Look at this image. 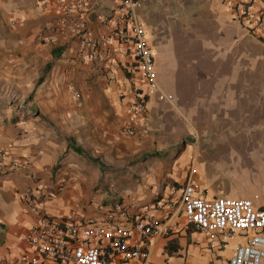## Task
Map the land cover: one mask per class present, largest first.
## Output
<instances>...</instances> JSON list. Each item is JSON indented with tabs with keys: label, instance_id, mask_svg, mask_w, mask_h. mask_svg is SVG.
<instances>
[{
	"label": "crops",
	"instance_id": "0c3cea01",
	"mask_svg": "<svg viewBox=\"0 0 264 264\" xmlns=\"http://www.w3.org/2000/svg\"><path fill=\"white\" fill-rule=\"evenodd\" d=\"M89 1V31L107 32L101 20L114 17L118 4ZM237 1L142 0L139 19L150 37L159 93L173 99L151 98L142 131L130 136L132 77L121 70L116 82L104 80L106 58L116 57L112 49L96 62L80 53L54 6L0 0V28L8 30L0 32V69L21 103L9 109L18 112L16 121L0 125V150L27 167L0 176V264L33 252L38 215L23 198L26 190L51 216L105 224L117 220L118 204L139 216L161 201L164 208L153 214L165 218L173 211L167 202L180 206L191 182L207 198H264V187L234 186L233 161L242 149L264 151V44L233 20ZM180 237V254L207 241L200 233ZM166 244L154 241L153 261L185 264L165 258ZM233 246L213 255L202 248L201 264H221Z\"/></svg>",
	"mask_w": 264,
	"mask_h": 264
},
{
	"label": "built area",
	"instance_id": "2783aa9c",
	"mask_svg": "<svg viewBox=\"0 0 264 264\" xmlns=\"http://www.w3.org/2000/svg\"><path fill=\"white\" fill-rule=\"evenodd\" d=\"M36 1L56 8L61 26L78 39L82 55L99 62L104 51L112 49L116 57H107L104 65L107 84L116 82L121 70L132 77L125 127L128 135L142 131L151 98L173 99L159 93L148 31L139 19L142 0H111L118 4V10L109 21L101 20L107 32L98 35L87 26L86 18L93 13L89 0ZM232 16L244 32L264 44V0H239L232 6ZM7 159L8 153L0 150V176L27 169L21 162ZM23 198L38 221L30 235L33 252L26 253L17 264H158L152 259L156 239L169 242L178 234L187 237L194 233L207 238V248L214 254L224 251L231 240L242 239L221 264H264V199L259 196L207 198L200 185L191 182L182 189L180 206L167 202L173 211L165 218L153 214L154 209L164 208L161 201L146 207L139 216L130 215L123 204H118L113 209L117 220L106 224L51 216L33 204L30 190Z\"/></svg>",
	"mask_w": 264,
	"mask_h": 264
},
{
	"label": "rangeland",
	"instance_id": "374dc122",
	"mask_svg": "<svg viewBox=\"0 0 264 264\" xmlns=\"http://www.w3.org/2000/svg\"><path fill=\"white\" fill-rule=\"evenodd\" d=\"M6 25L0 28V32L7 34L8 30H6ZM150 40V37H149ZM3 57V56H2ZM8 80H7V71L0 69V119L10 118L13 114L14 110H9L10 107L16 106L20 109V101L17 97L13 96V91L8 88ZM78 97H81L80 94H77ZM23 110V108H22ZM9 116V117H6ZM234 165V174L237 177V181L234 183L236 188H249L254 187L255 189H260L264 187V151L260 150L256 146H247L242 149L240 152L239 159H235L233 161ZM253 188V189H254ZM229 197H236L234 195H225ZM264 199V198H263ZM180 234L176 239L179 240L180 243ZM166 241H164L165 243ZM203 242L206 243L205 247H200L197 250L191 249L189 252H183L182 254H170L167 251H164V255L166 259L174 258L179 260L183 258V262L185 264H201L203 263L204 256L206 254L203 249H206L210 254L212 253L207 248V241H199L197 245H201ZM234 242V246L238 243L242 242V239L236 238L230 241ZM168 243V241H167ZM181 246V245H180ZM233 246V247H234ZM203 248V249H202ZM185 256V257H184ZM231 257V256H230ZM211 264V263H209Z\"/></svg>",
	"mask_w": 264,
	"mask_h": 264
},
{
	"label": "trees",
	"instance_id": "16d2710c",
	"mask_svg": "<svg viewBox=\"0 0 264 264\" xmlns=\"http://www.w3.org/2000/svg\"><path fill=\"white\" fill-rule=\"evenodd\" d=\"M53 55H54V57H58L59 52L55 50L53 52ZM17 113H18L17 111L13 112V114L10 117V120H12V121L15 120L16 121ZM8 120H9L8 118H4L3 120L0 119V125L3 124V123H6ZM2 230H4L3 226L0 227V243L2 242V237H3V233L1 232ZM181 249L182 248L180 246L179 240L178 239H173V240L169 241L166 244L164 251L166 250L167 253L170 254V256H172L173 254H179ZM166 264H169V263H166Z\"/></svg>",
	"mask_w": 264,
	"mask_h": 264
}]
</instances>
